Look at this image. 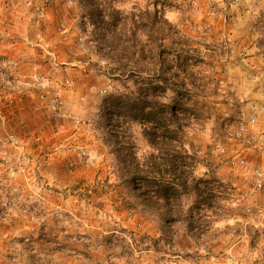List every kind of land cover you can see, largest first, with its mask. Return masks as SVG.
Masks as SVG:
<instances>
[{
    "label": "rangeland",
    "instance_id": "obj_1",
    "mask_svg": "<svg viewBox=\"0 0 264 264\" xmlns=\"http://www.w3.org/2000/svg\"><path fill=\"white\" fill-rule=\"evenodd\" d=\"M81 1L22 4L23 14L31 8L35 18L47 9L55 12L50 26L62 40L61 60L56 52L55 62L46 56L60 68L41 74L51 80L43 88L44 102L55 97L60 110L53 112L45 102L49 115L24 133L13 129L3 138L8 161L0 162V264H264V193L252 189L250 174L251 166L264 164V116L249 122L264 88L263 12L256 13L255 21L247 20L256 33L248 37L245 29L251 27L232 20L233 14H214V9L230 8L227 0L116 3L129 13L160 10L156 31L175 52L172 72L199 86L194 106L202 116L188 134L205 160L197 174L208 173L231 186L214 190L217 215L204 218L193 232L185 223L168 231L157 217L143 212L132 186L119 177L104 100L125 92L127 82L106 75L107 63L91 41L93 26L82 17ZM252 40L257 49L251 52ZM37 48L45 54L48 47ZM18 71L11 68L9 74L24 85ZM96 82L101 86L93 90ZM67 92L74 94L70 105L76 109L67 106ZM168 94L171 99L174 92ZM243 125L246 130L238 138ZM10 133L22 139L21 146L8 143ZM237 155L246 157L248 166H230ZM186 200L190 207L194 197Z\"/></svg>",
    "mask_w": 264,
    "mask_h": 264
},
{
    "label": "trees",
    "instance_id": "obj_2",
    "mask_svg": "<svg viewBox=\"0 0 264 264\" xmlns=\"http://www.w3.org/2000/svg\"><path fill=\"white\" fill-rule=\"evenodd\" d=\"M117 2L82 0L81 10L83 19L93 26L91 41L97 42L98 53L107 63L106 75L127 82L125 92L104 100L105 127L119 177L132 186L143 212L157 217L168 231L185 223L193 232L204 218L217 215L215 188L231 189L208 173L197 174L205 160L188 141V134L202 116L194 106V90L199 86L196 81L190 86L176 79L180 74L172 72L173 50L156 31L160 10L129 13ZM176 53L180 60L181 51ZM170 90L174 92L171 99ZM187 197H194L190 207Z\"/></svg>",
    "mask_w": 264,
    "mask_h": 264
},
{
    "label": "crops",
    "instance_id": "obj_3",
    "mask_svg": "<svg viewBox=\"0 0 264 264\" xmlns=\"http://www.w3.org/2000/svg\"><path fill=\"white\" fill-rule=\"evenodd\" d=\"M23 1L0 0V162L3 161L4 163L8 161L5 151L7 145L3 141L5 135L13 129L24 133L31 127L32 123L36 124L38 120H41V116L49 115L45 111V102L39 99L36 88L30 84L36 74H41L46 69L48 71L52 69V72L56 73L60 67L59 64L55 65L46 54H40L37 47H48L58 53L59 60H61L62 40L60 34L55 31L53 26H50L56 18L55 12L47 9L46 13L35 18V14L31 13L30 8L28 15H24ZM33 1L37 4L40 2V0H29L30 3ZM227 1L230 8L214 9V14L222 17L233 14L232 20L239 19L240 23L251 27L250 30L245 29V36L249 37L251 34H256L253 32L254 25L247 20L255 21L258 18L256 17L258 12L264 14V0H241L240 8H232L231 0ZM32 5L34 4H30L31 7ZM262 23L263 19L260 18V31L262 30ZM248 48L251 52L255 51L257 43L252 40ZM43 55L48 58V63L44 60L46 58ZM6 59L16 61L19 69L18 74L23 79L24 85L16 83L17 78L9 74L11 68H8L4 62ZM100 86L99 82H96L92 89ZM55 88L56 83L53 84L52 90ZM71 94L70 92L65 93L67 100H69L67 106L76 109L77 105H70V101L74 99V94ZM75 95L79 96L78 93Z\"/></svg>",
    "mask_w": 264,
    "mask_h": 264
},
{
    "label": "built area",
    "instance_id": "obj_4",
    "mask_svg": "<svg viewBox=\"0 0 264 264\" xmlns=\"http://www.w3.org/2000/svg\"><path fill=\"white\" fill-rule=\"evenodd\" d=\"M241 0H231V6L237 7L239 6ZM82 43L84 42V38H81ZM45 54L49 55L53 61H57V56L54 51L44 48ZM6 65L9 68H17L16 61L14 59H6L4 60ZM264 78V76H263ZM19 82H22L23 80H18ZM47 83H51V80L48 76H45L43 74H36L34 76V79L32 83L30 84L32 87H35L39 91V99L46 100L47 94L45 90L43 89L44 86ZM46 102V101H45ZM48 109L52 110L53 112H58L60 109L58 107L59 100L55 97L52 98V101L50 103L46 102ZM255 108L253 114L250 116L249 122L250 123H256L259 121L260 116H264V88L262 91V97L261 102L259 104L253 105ZM241 130L237 131L238 138L242 135V133L246 130V126L243 125ZM7 141L9 144H12L13 146H21L22 145V139H20L18 136H16L13 133L8 134ZM219 147L220 150H224V147L222 146V142L219 141ZM228 164L232 167H242V166H248V161L246 157H243L242 155L233 156L229 161ZM250 174H251V182H252V189L255 192H263L264 193V164L260 165H253L250 167Z\"/></svg>",
    "mask_w": 264,
    "mask_h": 264
}]
</instances>
